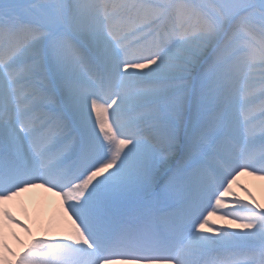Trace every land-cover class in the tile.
Listing matches in <instances>:
<instances>
[{"label":"snow or ice","instance_id":"snow-or-ice-1","mask_svg":"<svg viewBox=\"0 0 264 264\" xmlns=\"http://www.w3.org/2000/svg\"><path fill=\"white\" fill-rule=\"evenodd\" d=\"M242 175L264 179V0H0V202L40 188L70 221L0 237V264H264Z\"/></svg>","mask_w":264,"mask_h":264},{"label":"bare ground","instance_id":"bare-ground-1","mask_svg":"<svg viewBox=\"0 0 264 264\" xmlns=\"http://www.w3.org/2000/svg\"><path fill=\"white\" fill-rule=\"evenodd\" d=\"M239 181L252 193V196L259 199L260 203L264 205V184L256 185L255 183L264 181V179L258 176L242 175ZM36 192L38 195H34ZM235 193L245 201L250 199L239 186L235 187ZM0 208L6 209L30 229V232L25 231L20 225L0 216V237L15 253L22 252L29 241L34 238L63 235L70 224L67 214L60 207V198L40 188L27 190L20 193L19 196L0 202ZM59 215L61 219H59ZM214 220L220 226L236 227L235 224H231L230 220H220L218 217H214Z\"/></svg>","mask_w":264,"mask_h":264},{"label":"rangeland","instance_id":"rangeland-1","mask_svg":"<svg viewBox=\"0 0 264 264\" xmlns=\"http://www.w3.org/2000/svg\"><path fill=\"white\" fill-rule=\"evenodd\" d=\"M256 183V185H259V184H264V181H256L255 182ZM241 184V182L239 181V182H237V184H234L233 185V191L235 192V187H237L238 185H240ZM34 195H38V193L36 192V193H34ZM254 197V196H253ZM255 200L259 203V204H261L260 203V200L259 199H257L256 197H255ZM262 205V204H261ZM19 207H20V205H19ZM59 219H61V217H60V215H59ZM70 225V224H69Z\"/></svg>","mask_w":264,"mask_h":264}]
</instances>
